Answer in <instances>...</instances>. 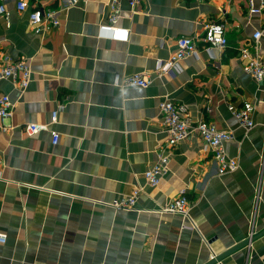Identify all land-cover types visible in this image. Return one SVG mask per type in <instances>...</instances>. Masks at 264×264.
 I'll return each instance as SVG.
<instances>
[{
    "label": "crops",
    "instance_id": "crops-1",
    "mask_svg": "<svg viewBox=\"0 0 264 264\" xmlns=\"http://www.w3.org/2000/svg\"><path fill=\"white\" fill-rule=\"evenodd\" d=\"M16 1L4 2L8 17L0 14V58L28 62L32 80L24 91L0 80V96L14 104L0 118V264H210L231 249L215 264H264V235L235 247L264 230V80L247 74L240 56L248 47L264 60V11L249 14L246 0H141L133 13L121 0L118 26L131 33L116 37L99 29L111 0H78L41 33L30 13L69 0H27L25 12ZM210 22L224 25L226 47L209 54L198 41L199 58L160 75L178 38L201 39ZM134 74L150 86L121 85ZM165 100L186 106L193 122L231 131L225 149L237 170L220 175L198 136L170 150ZM245 102L254 105L251 130L233 114ZM29 123L49 130L28 136ZM160 154L169 170L151 187L144 174ZM135 188L133 210L112 206ZM181 192L189 219L161 211Z\"/></svg>",
    "mask_w": 264,
    "mask_h": 264
},
{
    "label": "built area",
    "instance_id": "built-area-1",
    "mask_svg": "<svg viewBox=\"0 0 264 264\" xmlns=\"http://www.w3.org/2000/svg\"><path fill=\"white\" fill-rule=\"evenodd\" d=\"M6 0H0V14L6 17L9 12L4 7ZM133 13L137 11L141 0H126ZM248 3V11L251 15L261 14L264 11V0H246ZM121 0H111L110 14L105 23L100 24L99 29L102 34L128 37L130 29L118 26V22L122 17ZM78 0H69L68 4L60 9L40 7L30 13V22L37 32H45L51 28L57 27L60 24L59 14L62 10L68 9L77 5ZM28 8L27 0H17L16 10L18 12H25ZM263 33L258 31L254 35V39L261 38ZM198 41H202L204 46L202 50L212 53L213 48L223 50L227 45L225 36V27L223 24L210 22L204 26V35L201 39L182 36L176 42V51L171 57L160 63L159 74H174L180 61L187 57L194 56L199 58L200 49ZM240 56L242 59H248L244 65V71L251 75L256 81L264 80V60L262 58H255L251 56L248 47L241 50ZM13 80L22 91L26 90L32 80V70L30 64L25 60L0 58V80ZM151 84V79L142 74H134L132 76H125L121 82L124 87L139 86L147 88ZM13 103L9 96H0V118L6 120L12 114ZM160 115L162 124L167 134L166 145L170 150H173L179 143L189 139L192 136H198L204 143L205 148L212 152V158L219 166V174L235 172L238 168V161L229 157L226 153L225 144L231 141L234 136L229 130L219 129L215 123L207 120H200L193 122L190 119L188 108L182 104H177L171 100H165L160 103ZM254 105L250 102H245L240 108L233 109V114L237 119L238 125L245 129L251 130L255 126L253 119ZM58 122V111L52 114V124ZM48 124H34L29 123L24 127V132L28 136L39 134L43 131H48ZM53 133V144L58 143L59 134L57 131ZM169 170V157L163 154L158 156L155 164H153L146 172L145 178L151 187H157L161 178ZM0 175H1V161H0ZM181 192V194L169 202L166 206L161 208L162 212L180 215L189 219V210L191 207L188 198ZM141 195V189L135 188L131 194L118 198L112 204L117 210L131 211L135 208L136 203ZM254 233L249 236L252 238ZM7 241L6 235L0 233V243L4 244Z\"/></svg>",
    "mask_w": 264,
    "mask_h": 264
},
{
    "label": "water",
    "instance_id": "water-1",
    "mask_svg": "<svg viewBox=\"0 0 264 264\" xmlns=\"http://www.w3.org/2000/svg\"><path fill=\"white\" fill-rule=\"evenodd\" d=\"M262 235H264V230L262 232L258 233L257 235L253 236L252 238L245 240L243 243H241V244H239L238 246H235V247L236 248H241V247H244L246 245H249L252 241H254L256 238H258V237H260ZM236 248H233V250L236 249ZM231 251H232V249L227 251V252H225L223 255H221V256H219L217 258H214L210 264H215L221 258H223L224 256L228 255Z\"/></svg>",
    "mask_w": 264,
    "mask_h": 264
}]
</instances>
